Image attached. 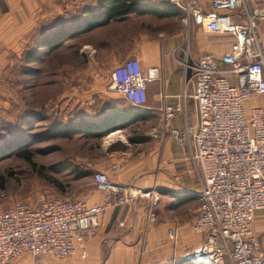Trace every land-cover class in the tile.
Wrapping results in <instances>:
<instances>
[{"label": "built area", "instance_id": "2783aa9c", "mask_svg": "<svg viewBox=\"0 0 264 264\" xmlns=\"http://www.w3.org/2000/svg\"><path fill=\"white\" fill-rule=\"evenodd\" d=\"M166 1L182 11L185 23L191 19L202 31L229 39L225 54L203 53L185 64L193 116L176 128L171 120L183 112V103L160 108L161 127L177 144L189 145L197 179L199 206L190 229L201 238L194 247L183 246L187 259L191 264H264V213L256 216L264 211V103L245 106L251 97H264V49L257 33L264 11L248 7L261 0ZM155 77V69L145 74L136 58L109 71L114 91L136 107L146 103V84ZM149 135L157 136L155 127ZM110 169L116 172L117 165ZM91 185L103 193L101 203L89 204L82 196L38 193L25 201L0 195V264H14L23 254L84 257L86 240L106 210L121 201L112 200L119 187L104 172L94 171ZM178 229L174 224L166 230L172 247Z\"/></svg>", "mask_w": 264, "mask_h": 264}, {"label": "crops", "instance_id": "0c3cea01", "mask_svg": "<svg viewBox=\"0 0 264 264\" xmlns=\"http://www.w3.org/2000/svg\"><path fill=\"white\" fill-rule=\"evenodd\" d=\"M146 1L164 8L165 12H176V7L166 0ZM96 2L97 0H0V73L8 70L20 56L36 29L44 28V32H48L57 26L75 25L82 18V9H95ZM248 7L261 13L264 11V0L256 5L248 3ZM178 13L163 18L148 14L126 16L172 20L173 26L161 30L155 37L145 32L129 34L123 27L117 28L116 26L124 24L125 18L82 33L87 36L79 40L80 48L78 47L74 56H86L93 48L95 56L101 55L107 50L106 43L114 40V36L118 34L119 41L131 43L112 54L110 63L113 66L126 58H136L145 74L148 69H155L156 77L146 84V103L136 108L145 117L135 123L143 125H140L135 135L130 136L136 140H144L134 142L129 140L130 137L127 138L129 145H136L140 149L128 159L112 161L117 165L116 172H112L110 165H100L94 170L104 172L119 187L118 192L112 195V200L121 201L106 210L101 225L86 240L84 257L75 254L56 259L50 255L32 257L23 254L14 264H191L183 246L194 247L201 238L190 229L191 220L199 206L196 175L192 170L189 145L177 144L167 130L161 127L160 108L183 103V112H176L171 120L172 126L181 128L183 120L192 117L194 112L190 96L192 79L185 64L203 53H210L216 58L225 54L229 50V39L211 33L216 40L210 43L203 34L206 32L191 19L185 23L180 9ZM231 15L234 21H239L235 14ZM257 33L264 49V17L257 21ZM75 37L64 41L60 46H65ZM95 74L90 67L73 68L70 81L74 90H79L80 93L87 81L95 83ZM109 86L108 79L104 89L113 91ZM119 97V102L115 104L109 97L103 99L106 104L102 114H108L112 107L119 110L131 107ZM260 103H264L263 96L251 97L245 106ZM151 127L156 128L157 136L149 135ZM125 128L127 127L109 132L107 137L110 134L116 135ZM120 136L116 141L120 142L124 138ZM114 142L115 140L110 141V144ZM86 196L89 204L103 201V193L92 186L87 190ZM174 224L179 229L176 245L172 247L166 238V230Z\"/></svg>", "mask_w": 264, "mask_h": 264}, {"label": "rangeland", "instance_id": "374dc122", "mask_svg": "<svg viewBox=\"0 0 264 264\" xmlns=\"http://www.w3.org/2000/svg\"><path fill=\"white\" fill-rule=\"evenodd\" d=\"M123 21V25L116 27H123L129 34L145 32L153 37L161 30L173 26L172 20L159 21L151 17L142 19L130 16ZM113 32L115 33L114 28ZM203 34L210 43L216 40L211 33ZM84 36L87 34L77 35L73 41L60 46V49L46 53L40 62L31 63V66L37 68V73L28 78L19 75L22 79L20 84H15L17 73L9 72L12 67L9 71L6 69V72L0 73V155L8 149L14 150L16 145H21L18 150L28 152L27 158L17 156L16 153L0 158V195L6 200L28 201L38 193L63 198H86L87 190L92 186L91 173L96 168L100 165L108 167L117 159H128L140 149L136 145H129L127 138L135 135L142 123H135L108 137L107 134L100 138L74 135L43 140L37 137L33 143L23 144L26 134L39 133L51 122L63 125L76 114L98 118L104 112L106 103L104 104L103 99L107 97L114 104L119 102L121 95L114 90L104 89V84L109 79V71L113 66L110 63L112 54L131 41L121 42L116 34L114 40L106 43L107 50L103 54L95 56L93 48L86 56H74L75 51L80 48L79 40ZM79 67H90L92 72H96L95 77L93 76L96 82L87 81L80 93L79 90H74L70 81L73 68ZM33 115L38 120L33 121ZM24 124L32 125L31 131L24 130ZM120 135L124 138L120 142L116 141L120 139ZM47 147H52V150L48 151ZM82 171H86L88 175L81 177ZM195 182L197 188V179ZM263 213L261 210L256 211V216L261 217Z\"/></svg>", "mask_w": 264, "mask_h": 264}, {"label": "trees", "instance_id": "16d2710c", "mask_svg": "<svg viewBox=\"0 0 264 264\" xmlns=\"http://www.w3.org/2000/svg\"><path fill=\"white\" fill-rule=\"evenodd\" d=\"M175 10L176 12H165L164 8H158L146 0H97L95 9L90 7L82 9V18L75 25H68L67 27L57 26L48 32H44V28L36 29L20 56L11 65V70L8 71L10 74L17 73L18 79L15 84H20V80L22 79L19 75L28 78L37 73V68L31 66V63L40 62L46 53L55 51L64 41L74 36L104 26L110 21L126 18L130 14H148L156 18H163L169 15H178L179 9L176 8ZM23 86H26V84ZM130 106L123 110L112 107L108 114H102L98 118L76 114L63 125L51 122L39 133L26 134L23 144L29 145L36 141L37 137L43 140L69 138L74 135L100 138L118 128L131 126L136 121H140L145 117L144 114L136 110L139 107ZM35 116L33 115V121L36 118ZM23 126L26 131H31L32 129V125L24 124ZM129 140L134 142L143 141L144 138L136 140V138L130 137ZM20 147L21 145H16L14 150L8 149L7 152L1 153L0 158L12 153L27 158L28 152L18 150ZM46 149L51 151L52 147H47ZM80 175L83 177L88 175V173L82 171Z\"/></svg>", "mask_w": 264, "mask_h": 264}, {"label": "water", "instance_id": "95a60500", "mask_svg": "<svg viewBox=\"0 0 264 264\" xmlns=\"http://www.w3.org/2000/svg\"><path fill=\"white\" fill-rule=\"evenodd\" d=\"M109 88L114 90V85L111 83Z\"/></svg>", "mask_w": 264, "mask_h": 264}]
</instances>
